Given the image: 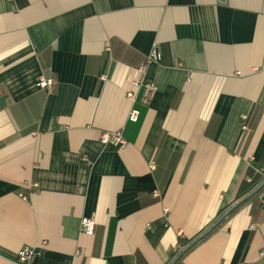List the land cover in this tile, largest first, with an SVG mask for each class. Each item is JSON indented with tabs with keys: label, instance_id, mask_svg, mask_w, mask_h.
I'll return each mask as SVG.
<instances>
[{
	"label": "crops",
	"instance_id": "obj_1",
	"mask_svg": "<svg viewBox=\"0 0 264 264\" xmlns=\"http://www.w3.org/2000/svg\"><path fill=\"white\" fill-rule=\"evenodd\" d=\"M0 97V264H171L264 176V0H0ZM263 196L177 264H264Z\"/></svg>",
	"mask_w": 264,
	"mask_h": 264
},
{
	"label": "built area",
	"instance_id": "obj_2",
	"mask_svg": "<svg viewBox=\"0 0 264 264\" xmlns=\"http://www.w3.org/2000/svg\"><path fill=\"white\" fill-rule=\"evenodd\" d=\"M160 60V56L157 52H152V54L147 58L146 62L151 63V62H157ZM134 86L138 87L139 83L137 81H133L132 83ZM53 83L51 81H45V80H40L37 84L39 88H46V87H51ZM143 89H144V95L147 98H151L155 91L156 87L152 83H145L143 84ZM128 97L133 100V94L128 93ZM138 118V112L136 110H131L129 113V120L135 122ZM244 129H246V126H243ZM101 142L103 143H112L115 146H118L119 148H124L126 146V141L123 139L122 135L120 132H104L101 135ZM150 169H154V164H150ZM22 198L25 199L23 196ZM250 229L253 230L255 229L254 226H250ZM80 231L83 232L84 234L87 235H92L94 231V221L90 218H81L80 220ZM33 254V251L30 250L29 248H24L22 252L20 253V259L23 261L25 258L28 256H31Z\"/></svg>",
	"mask_w": 264,
	"mask_h": 264
},
{
	"label": "trees",
	"instance_id": "obj_3",
	"mask_svg": "<svg viewBox=\"0 0 264 264\" xmlns=\"http://www.w3.org/2000/svg\"><path fill=\"white\" fill-rule=\"evenodd\" d=\"M246 177H247V179H249V184H254L256 181H257V179L258 178H261L260 179V181L256 184V185H253L252 186V188H251V190H249V192L243 197V198H241V200L242 199H244V198H246L247 196H249L250 194H252V192H254L257 188H259L263 183H264V176H259V174L258 173H256V170L254 169V168H252L251 166H250V168H248L247 169V171H246ZM264 191V187H262L260 190H259V192L256 194V195H254V196H251V197H249L246 201H245V203L244 204H246V203H248L249 201H253V200H256L257 199V197H258V195L260 194V193H262ZM240 200V201H241ZM244 204H241V206H239L237 209H235L228 217H230L232 214H234V212H236L240 207H242ZM229 210V209H228ZM228 210H226L224 213H222V214H220V216H217V218L204 230V232H202V233H200L196 238H194V239H192V240H186V239H182V238H179L178 239V246L180 247V249H179V251H178V253L176 254V256H175V258L173 259V261L184 251V250H186V248L189 246V245H191L192 243H194L195 242V244L190 248V249H188V250H186L185 251V253L181 256V257H183L184 255H186V254H188L191 250H193L196 246H198L200 243H202L203 241H205L208 237H209V235L210 234H212V232H214V231H212L209 235H207V236H204V234L221 218V216H223ZM227 217V218H228ZM226 218V219H227ZM225 219V220H226ZM224 220V221H225ZM223 221V222H224ZM222 222V223H223ZM221 223V224H222ZM180 257V258H181ZM180 258H179V260H180ZM178 260V261H179ZM178 261H177V263H178ZM176 263V264H177Z\"/></svg>",
	"mask_w": 264,
	"mask_h": 264
},
{
	"label": "water",
	"instance_id": "obj_4",
	"mask_svg": "<svg viewBox=\"0 0 264 264\" xmlns=\"http://www.w3.org/2000/svg\"><path fill=\"white\" fill-rule=\"evenodd\" d=\"M4 97H0V108H3L4 107V105H5V103H4ZM262 187H264V183L259 187V188H257L254 192H252V194H250L249 196H247L246 198H244V199H242L241 201H239V202H237L234 206H232L223 216H221V218L204 234V236H207V235H209L212 231H214L216 228H218L220 225H221V223L235 210V209H237L239 206H241V204H244L245 203V201L249 198V197H251V196H254V195H256L258 192H259V190L262 188ZM264 197V196H263ZM195 244V242L194 243H192L191 245H189L187 248H186V250H188V249H190L193 245ZM186 250H184L171 264H176L177 263V261L179 260V258L185 253V251Z\"/></svg>",
	"mask_w": 264,
	"mask_h": 264
}]
</instances>
